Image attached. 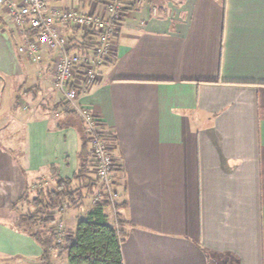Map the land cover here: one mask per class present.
<instances>
[{"label":"crops","instance_id":"crops-1","mask_svg":"<svg viewBox=\"0 0 264 264\" xmlns=\"http://www.w3.org/2000/svg\"><path fill=\"white\" fill-rule=\"evenodd\" d=\"M128 1L99 80L79 95L114 140L126 206L105 213L124 263L264 264V0ZM48 2L97 13L106 0ZM7 13L0 5V71L20 79L32 114L16 117L21 138L0 133V256L42 263L41 246L11 227L12 204L32 177L54 181L52 164L73 176L82 127L42 109L57 106L54 55L25 73ZM86 216L64 220L74 230Z\"/></svg>","mask_w":264,"mask_h":264},{"label":"built area","instance_id":"built-area-1","mask_svg":"<svg viewBox=\"0 0 264 264\" xmlns=\"http://www.w3.org/2000/svg\"><path fill=\"white\" fill-rule=\"evenodd\" d=\"M13 29L23 38L19 53L33 62L42 60L44 51L54 55L53 84L64 95L65 101L78 112L90 143L95 162L97 188L92 197L94 204H107L117 211L120 191L116 180L114 140L106 134L99 118L79 104L80 92L99 80V68L106 63L110 48L117 36V27L125 15V0H106L105 10L85 13L78 7L51 5L48 0H0ZM76 30L81 45L73 47L72 39L63 28ZM34 29V33H29ZM70 206L63 201L60 209ZM54 231L57 242L64 243L66 228L58 222Z\"/></svg>","mask_w":264,"mask_h":264},{"label":"trees","instance_id":"trees-1","mask_svg":"<svg viewBox=\"0 0 264 264\" xmlns=\"http://www.w3.org/2000/svg\"><path fill=\"white\" fill-rule=\"evenodd\" d=\"M125 2L127 4L125 10H127L130 5L128 0ZM132 2L135 3L136 0ZM34 32V29H29L28 34ZM76 32L74 30L72 33L75 35ZM76 46L86 48L78 41L73 44V47ZM66 113L77 115L75 110ZM77 116L80 117L79 114ZM88 143L83 127L78 152L80 164L73 176L63 177L55 164L50 165L55 182L54 188L48 191L39 190L36 197L31 200L34 210L18 213V217L10 223L11 227L29 235L41 246L40 260L43 264H54L52 255L55 251L64 252L68 264H125L122 253L124 238L122 229L120 225L109 222L105 213L107 204L93 207L85 218L79 220L74 230L66 229L64 243L57 242V233L49 227L56 221L55 212L63 200L78 205L85 198L82 189L94 192L97 187L91 175L92 160ZM29 192L30 187L26 185L21 197L12 204V208L16 209V205L20 202L30 201ZM124 206H126L125 201L118 204V208Z\"/></svg>","mask_w":264,"mask_h":264},{"label":"rangeland","instance_id":"rangeland-1","mask_svg":"<svg viewBox=\"0 0 264 264\" xmlns=\"http://www.w3.org/2000/svg\"><path fill=\"white\" fill-rule=\"evenodd\" d=\"M9 21L10 20L8 18L7 22L10 23ZM4 23H6V22H4ZM9 27L11 28V32L13 31L11 34H12V37L14 39L15 53H16L17 57L21 60L23 66H24L25 73H28V75L30 73H33L35 75V73L37 71L36 66L38 65V67L41 68L42 60L34 63L30 58L22 56L19 53V45L23 42V38L19 34H16V32L12 26H9ZM68 28H63V31H65V33L68 35V37L70 39L72 38V42L74 44H76L77 41H78V43H81L80 35L77 34V32L74 35L72 33L74 30H72L71 28H69V29ZM66 29H68V30H66ZM48 57L52 58V55H49ZM48 71L51 72L52 70L47 69L46 73H48ZM2 73H4V72L0 71V133L3 131V129L5 130V128H9L10 133L8 135H10V139L12 141V140H14V136H15V133H13V130L18 128V126H16L17 124H15L18 121V119L16 120V117H19V118L24 117V116L29 115L30 113L32 114V112L28 113V111L24 110V108H23V106L28 102V100L24 99V101H23V96L22 97L19 96L20 94H19L18 84H19L20 79L16 76L15 77L14 76L5 77ZM50 78H52V84L50 85V87L53 88V92H56V95H57L56 96V95L51 94L53 97L52 102L56 101L57 106H54V109H53L52 103L50 105V102L42 103L40 101L39 104L41 103V106H43L42 109L44 111L47 109H51L49 111H51V112L55 111V113H62V112H68V111L70 112L72 109L68 105V103L65 101L64 95L54 87L53 73L50 76ZM55 97H56V100H54ZM19 100H22L21 104L19 103L20 102ZM59 108H61V109L58 110ZM71 116H72L73 121L76 124H78L79 127H82V129H83L84 125L82 124V120L76 114L72 113ZM14 126H16V127H14ZM15 137L21 138L22 137L21 132H20V134H18V136L16 134ZM18 140H20V139H18ZM88 142H89V140H88ZM3 143H5V142H3ZM15 143L17 144V147L21 144V142L20 141L17 142V140ZM88 144H89V151H90V143H88ZM91 159H92V157H91ZM92 161H91V165H92L91 166V175L95 179V167H96V165H95V162L93 159H92ZM34 179H36V180L34 181ZM29 181H31V182L34 181V183H35L33 186H30V192H29L30 201H24V202L18 203L16 205V210L18 213L28 212V211L32 212L34 210V205L31 203V200L34 197H36L37 193H39L38 191L39 190L48 191V190L54 188V186H55V182L51 178L46 177L44 175L32 177ZM81 191L85 195V198L78 205H72L71 202L68 201L70 206H67L63 209L62 208L60 209V205H61L60 204L59 207L56 209V212H55L56 221L52 225L49 226L53 231H54L55 226L58 222H63L66 229H68V230L72 229L70 227L71 225L67 224L66 221L64 220V215L66 213H71L72 215H74V214L78 215V213H79V216H86L88 211H90L93 207L97 206V204H94L92 202V197H93L94 192H88L86 189H84V190L82 189ZM63 201H65V200H63ZM107 206H109V205H107ZM61 214H63V215H61ZM21 257L22 256H20V255H12V257L7 255V257H5L6 259H2V256H0V264H43V263H36L35 261L29 262L28 260H24V261L21 259L19 260V258H21ZM65 258H66L65 253L59 252L58 256L53 257V262H54V264H68V262H67V260H65Z\"/></svg>","mask_w":264,"mask_h":264}]
</instances>
